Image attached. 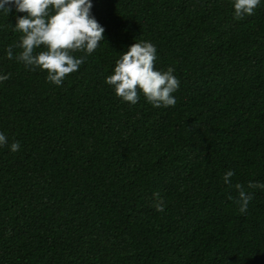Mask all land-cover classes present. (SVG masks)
<instances>
[{"label": "trees", "instance_id": "trees-1", "mask_svg": "<svg viewBox=\"0 0 264 264\" xmlns=\"http://www.w3.org/2000/svg\"><path fill=\"white\" fill-rule=\"evenodd\" d=\"M91 2L105 41L61 86L7 59L25 14L0 12V264H264V189L241 213L223 182L264 184V0L242 20L232 0ZM140 41L174 107L105 83Z\"/></svg>", "mask_w": 264, "mask_h": 264}, {"label": "clouds", "instance_id": "clouds-1", "mask_svg": "<svg viewBox=\"0 0 264 264\" xmlns=\"http://www.w3.org/2000/svg\"><path fill=\"white\" fill-rule=\"evenodd\" d=\"M261 0H232L234 18L242 20L254 14ZM91 0H0V12L8 15L13 8L18 13L13 32L20 36L14 44L6 48L7 59H15L25 68L46 71L48 82L61 86L66 77L79 71L80 66L105 41V28L91 13ZM13 49H19L14 53ZM37 49H42L37 52ZM84 53L77 58L74 54ZM156 46L148 41L133 42L119 59L115 61L113 73L105 83L114 89L116 97L122 102L135 105L141 96L154 107H174L173 95L180 86L179 79L173 74L174 68L166 71L156 70ZM10 78V74L0 75V82ZM8 143L7 137L0 132V147ZM20 142L14 141L10 151L17 152ZM229 170L223 175V182L234 187L237 192L236 203L239 211L245 213L253 199L248 189L262 188L264 184L249 182L247 188L240 183L234 186ZM157 212L165 210L164 201L159 193L153 194Z\"/></svg>", "mask_w": 264, "mask_h": 264}]
</instances>
